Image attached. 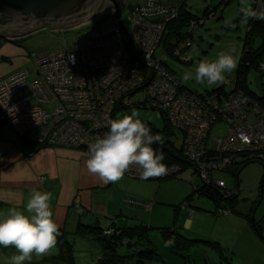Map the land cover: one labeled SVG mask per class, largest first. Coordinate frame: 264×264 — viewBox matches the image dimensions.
<instances>
[{"label": "built area", "instance_id": "1", "mask_svg": "<svg viewBox=\"0 0 264 264\" xmlns=\"http://www.w3.org/2000/svg\"><path fill=\"white\" fill-rule=\"evenodd\" d=\"M262 6L264 0H252L254 9ZM180 8L181 3L163 0L129 6L130 26L126 29L137 47L134 55L125 46L123 29L115 19L97 29L78 31L69 45L33 53L34 75L19 68L0 78V101L8 104L6 108L0 103V121L12 127L14 146L61 145L88 153V145L109 130L110 120L129 115L122 110L132 106L127 96L143 88L141 106L163 112L169 125L181 130L183 154L205 182L225 188L222 179L210 177V170L231 164L244 149L264 163V102L233 86L227 94L190 90L156 55L167 23L178 16ZM203 21L204 17L189 19V30ZM188 43L182 40L178 46ZM260 68L264 69V62ZM252 110L254 121L248 119ZM221 120L227 131L213 138L211 129ZM33 153L28 150L25 154ZM165 165L168 172L159 177L174 176L182 167L178 162ZM125 174L141 178L135 166ZM39 179L44 181L45 175Z\"/></svg>", "mask_w": 264, "mask_h": 264}, {"label": "rangeland", "instance_id": "2", "mask_svg": "<svg viewBox=\"0 0 264 264\" xmlns=\"http://www.w3.org/2000/svg\"><path fill=\"white\" fill-rule=\"evenodd\" d=\"M125 1L126 5L120 10V15L126 27L129 28V6L141 3L144 0ZM165 1L181 3L183 0ZM248 3L252 5V0H248ZM239 6L240 0H184L185 9L200 17H204L203 23L198 24L193 29L192 37H188V39L192 40V45H195L199 50L198 54L193 53L191 45L185 47L176 56L166 51L161 42L156 50V55L168 64L176 78L186 88L196 92H203L224 84L209 86L206 82L198 84L195 80H190L187 83L183 82L184 73H194L201 60L213 61L218 57L219 53L230 52L236 58L238 64L249 21L240 22ZM206 9L209 10L208 14H205ZM111 13L112 10L77 27L54 30L44 27L18 38L17 48H19V53L18 58L16 57V62L20 59L24 60L17 63L21 64L19 68H27L30 74L34 75L36 67L33 61V53L69 45L72 36L78 31L97 29L102 25L110 24L115 20ZM227 19L235 23L236 27L227 26ZM184 30H189V26L185 25ZM260 42L261 36L256 34L252 40L253 47L258 46ZM260 59L264 61V54ZM236 68L231 73L226 74V79L230 78L231 81L234 78ZM245 78L247 86L253 92L260 96L264 93V70L252 66L247 70ZM224 87L227 88L229 85L224 84ZM143 97V88L129 94L127 98L131 100L132 106L123 109V111L131 114L135 110L140 114L139 118L141 120L148 121L157 129H161L164 124L161 113L157 109L148 108V106L142 107ZM249 118L254 121L255 115H250ZM226 131V123L221 120L212 127L211 136L213 138L223 136ZM171 139L176 147H180L183 137L179 128L175 129ZM239 166V164H233L227 170H214L212 173L213 177L223 180L222 182L225 183L226 187H220V189L224 190L226 194L229 189L235 193L238 188V194L232 202L233 212L227 215L212 211L214 202L211 198L203 195L197 196L196 194L188 198L193 186L195 187L202 182L201 177L194 172L191 164H187L176 175L166 178L142 179L125 174L122 180L110 183L105 193L111 200L122 202L123 204H125L123 197L126 196L152 202V208L147 210L145 221L152 225L149 234L154 243L158 245L160 257L157 260L158 262H155L156 264H258L260 259H264V252L261 251L264 244L259 236H256L254 230L249 225H246L244 217L250 214V217L253 216L255 220H260L263 216L264 189L261 193L260 188L263 163L257 159L251 160L238 170L236 176V168H239ZM237 178L238 186L236 185ZM189 207L193 209V213H191ZM186 216L190 219L187 227L190 230H184L183 219ZM139 221L140 219L135 221L130 219L129 224ZM163 225L176 226L187 237L198 240L194 241L195 243L191 244L187 250L181 251L182 254L168 253L164 255L165 248L167 249L168 246L164 242L165 240L161 236L158 227ZM110 230V228L103 229V233H108ZM87 239L81 236L75 237L73 252L76 260L79 254H84V251L87 252L88 248L89 250H94L98 246L95 240H91L92 243H90V240ZM209 239L220 241L223 253H220L213 246V243L209 242ZM125 241L126 239L123 238L122 242ZM119 247L121 251L126 249L124 244ZM58 251L59 247L56 245L52 252L45 256L38 257L33 254L30 264H63L60 258L56 256ZM161 253H163V257H161ZM14 254H19L14 247L5 248L0 246V264H10V258ZM92 254H96V251L94 250ZM96 260L94 258L89 264H95Z\"/></svg>", "mask_w": 264, "mask_h": 264}, {"label": "crops", "instance_id": "3", "mask_svg": "<svg viewBox=\"0 0 264 264\" xmlns=\"http://www.w3.org/2000/svg\"><path fill=\"white\" fill-rule=\"evenodd\" d=\"M163 1L166 3L174 2ZM18 53L19 48H17L16 42L12 39L0 37V78L21 67V64L17 63L24 60L20 59L16 62ZM28 150H34V153L28 156L25 154ZM22 151L24 152L23 155L20 153ZM87 159L88 153L78 147L40 146L38 144L14 146L12 127L9 123L0 121V218H6L11 208L25 210L26 202L33 191H46L52 196L50 205L53 218L59 227L66 231H73L79 222L106 228L112 222L116 226L135 224L131 222L129 224L130 219L134 221L140 219L139 222L148 223L145 218L147 210L152 208V202L127 196L123 197L125 204L111 200L105 193L110 183L103 184L98 177L88 173L86 168ZM41 174L45 175L46 178L43 183L39 179ZM147 203H150L149 207L146 206ZM80 207L81 209H79ZM193 212L192 210L191 213ZM183 220L184 230H190L187 229L190 219L186 216ZM244 220L246 225L254 230L251 222L246 217H244ZM158 227L163 237L162 226ZM170 227L182 236L189 238L176 226ZM151 228L148 230V236L151 244L155 246L158 252V245L154 243L149 234ZM85 238H88L87 240L92 243V238L86 236ZM189 239L193 240L189 246L185 247H174L164 241L168 246L167 249L165 248L164 255L168 253L182 254L181 251L187 250L191 244L195 243L194 241L198 240L195 238ZM218 242L220 243V241ZM261 242L264 244L263 241ZM180 244L183 245L184 243ZM257 246L259 245L257 244ZM94 250L96 254H92ZM94 250L88 248L87 252L84 251V254H79L77 260L75 257V263L89 264L98 255L99 247L96 246ZM261 251L264 252V247L261 248ZM162 254L161 257H163ZM159 257L158 252L155 259L142 264H156L155 262H158ZM260 260L258 264H264V259ZM117 264L138 263L134 258H126L122 263Z\"/></svg>", "mask_w": 264, "mask_h": 264}, {"label": "clouds", "instance_id": "4", "mask_svg": "<svg viewBox=\"0 0 264 264\" xmlns=\"http://www.w3.org/2000/svg\"><path fill=\"white\" fill-rule=\"evenodd\" d=\"M241 23L249 19L264 20V6L254 9L248 0H240ZM226 25L236 27L230 19ZM194 54L198 49L192 45ZM234 51V50H233ZM192 58V57H189ZM237 67L236 58L229 52H221L213 61L201 60L195 72H185L182 80L187 83L195 80L198 84L209 86L226 82V74ZM8 108V104L0 101ZM9 114L13 109L9 108ZM135 110L129 115L109 121V130L103 137L97 136L88 145L86 168L88 173L98 177L103 184L116 183L123 179L133 166L139 170L142 179L167 174L163 163V152H157L152 145L163 144V137L153 135L151 129L139 118ZM43 183V180L40 181ZM52 196L44 191H33L26 202L25 210L9 209L6 218L0 219V246L14 247L19 254L10 258V264H30L33 254L38 257L50 254L57 245L60 235L59 225L53 218ZM173 243L169 240L168 244Z\"/></svg>", "mask_w": 264, "mask_h": 264}, {"label": "trees", "instance_id": "5", "mask_svg": "<svg viewBox=\"0 0 264 264\" xmlns=\"http://www.w3.org/2000/svg\"><path fill=\"white\" fill-rule=\"evenodd\" d=\"M205 14L209 13V10H205ZM200 16L190 12L189 10L184 8V0L181 2V8L178 16L172 20H170L166 25V31L164 36L162 37V43L164 49L168 51L170 54L179 55L185 47L192 45V40L188 39V37H192V31L184 30V26H188V21L191 18H199ZM127 28V27H126ZM128 29V28H127ZM128 34L129 30H127ZM256 34L261 36V42L258 46L253 47L252 40ZM131 36V35H130ZM122 38L125 46L130 51L132 55L136 53L137 47L135 46L134 41H130L127 34L122 31ZM182 40H189L188 44H183L182 46H178V43ZM12 41H18V38L12 39ZM175 47H179V52H175ZM264 54V20H252L249 19L246 35L244 38L242 51L239 57V61L237 64L236 71L234 73V78L229 82H225L224 84H228L229 87H224L220 85L214 89L206 90H219L224 92L225 94L230 92L231 86L232 88H240L247 92L253 99L264 102V93L260 96L253 92L246 84L245 74L247 70L255 66L260 70H264L260 68V63L264 62L261 56ZM163 61V60H162ZM164 62V61H163ZM165 63V62H164ZM166 64V63H165ZM168 66V64H166ZM169 67V66H168ZM172 73L173 70L169 67ZM230 79V78H229ZM185 86L184 84H182ZM186 87V86H185ZM116 109L119 110V104L116 106ZM123 110V109H122ZM159 111V110H158ZM163 117L164 124L161 129H157L150 122H147L146 126L151 129L153 135L159 134L163 137V144H155L154 149L159 153H164V164H169L172 162H178L181 164V170L186 167L187 164H191L194 168V164L189 161L183 154L182 144L180 147H176L174 141L171 139V136L174 134L175 128H172L166 115L159 111ZM250 115H255L254 111H250L248 113V119ZM255 155L249 150L244 149L238 155V158L232 161L231 164L222 165L219 168L210 170V177L212 178V173L214 170H227L229 167H232L233 164H239V168L237 167V171L235 175L237 176L238 170L247 162L254 159ZM263 163V162H262ZM195 172V169H194ZM156 178V177H153ZM163 178V177H159ZM166 178V177H164ZM236 185L238 186V178L236 179ZM226 187V185H225ZM260 188L261 193L264 189V163H263V173L260 180ZM227 189H229L227 187ZM194 194L197 196L203 195L208 198H211L214 202L213 212H217L221 215H227L233 212V201L235 200L238 193H233L231 189H229V193L226 194L224 190L220 189V186L216 185L213 181L205 182L202 180L200 184H197L195 187L193 186L191 193L188 195V198H191ZM223 201V202H222ZM223 208L221 211L218 209ZM229 209L228 213H224V209ZM189 210L193 209L189 207ZM247 220L251 222L252 227L254 228L256 234L259 238L264 242V213L260 220H255L254 217H250V214L246 215ZM3 219V218H0ZM152 227L150 224L145 222H138L133 225H123L116 226L114 222H112L107 228H110V232L103 233V229L106 227H102L99 225H90L79 222L76 228L73 231H66L63 228L59 227L60 235L58 236L57 246L59 247L58 256L63 264H75V254L73 252L74 242L76 236L81 237H90L97 242L99 246V253L96 256L95 264H117L126 258H134L138 264L145 263L151 259H155L158 256L157 249L154 245L151 244L148 230ZM162 235L165 241L171 240L173 243L169 244L171 246H189L193 239L186 238L182 236L180 233L176 232L170 226H162L161 227ZM125 238L126 241L122 242V239ZM209 242L213 243V246L219 250L220 253H223V249L221 244L218 241L209 240ZM180 243H184L183 245ZM125 245L126 249L124 251L119 250L121 245ZM65 253V254H64Z\"/></svg>", "mask_w": 264, "mask_h": 264}, {"label": "water", "instance_id": "6", "mask_svg": "<svg viewBox=\"0 0 264 264\" xmlns=\"http://www.w3.org/2000/svg\"><path fill=\"white\" fill-rule=\"evenodd\" d=\"M125 5V0H0V37L20 38L44 27L73 28L113 10L132 41L120 17Z\"/></svg>", "mask_w": 264, "mask_h": 264}, {"label": "bare ground", "instance_id": "7", "mask_svg": "<svg viewBox=\"0 0 264 264\" xmlns=\"http://www.w3.org/2000/svg\"><path fill=\"white\" fill-rule=\"evenodd\" d=\"M85 23H87V22H85Z\"/></svg>", "mask_w": 264, "mask_h": 264}]
</instances>
